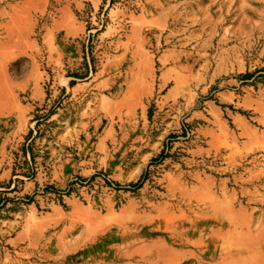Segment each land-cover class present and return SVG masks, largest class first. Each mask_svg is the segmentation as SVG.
<instances>
[{"label":"rangeland","instance_id":"obj_1","mask_svg":"<svg viewBox=\"0 0 264 264\" xmlns=\"http://www.w3.org/2000/svg\"><path fill=\"white\" fill-rule=\"evenodd\" d=\"M92 1L0 0V264H264V0Z\"/></svg>","mask_w":264,"mask_h":264},{"label":"crops","instance_id":"obj_2","mask_svg":"<svg viewBox=\"0 0 264 264\" xmlns=\"http://www.w3.org/2000/svg\"><path fill=\"white\" fill-rule=\"evenodd\" d=\"M91 2H92V5H93V7L95 6V3H93V1L91 0ZM70 24V26H69V28L68 29H66V35H67V38L68 37H73V36H75V34H77V30H78V27L77 26H75V24H72V22H69ZM8 174H10L8 171H3V172H1V176L3 177H6Z\"/></svg>","mask_w":264,"mask_h":264},{"label":"built area","instance_id":"obj_3","mask_svg":"<svg viewBox=\"0 0 264 264\" xmlns=\"http://www.w3.org/2000/svg\"><path fill=\"white\" fill-rule=\"evenodd\" d=\"M106 1H108V0H106Z\"/></svg>","mask_w":264,"mask_h":264}]
</instances>
